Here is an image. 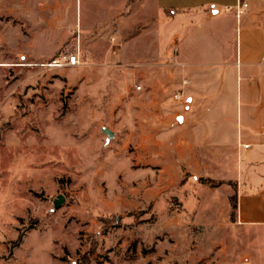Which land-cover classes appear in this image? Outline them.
I'll return each instance as SVG.
<instances>
[{
    "label": "rangeland",
    "instance_id": "374dc122",
    "mask_svg": "<svg viewBox=\"0 0 264 264\" xmlns=\"http://www.w3.org/2000/svg\"><path fill=\"white\" fill-rule=\"evenodd\" d=\"M54 1L0 0V179L18 202L16 213L6 211L14 221L2 230L0 264H224L236 258L234 251L212 250L213 242L228 238L234 200L229 219L212 220L205 212L211 207L199 211L189 186L197 187L199 176L183 171L181 187H163L162 139L154 135L139 149L126 108L140 82L126 75L111 37V59L87 60L91 45L95 54L105 47L84 35L80 24L93 12L83 0H60V11ZM71 53L78 54L77 68L48 66ZM180 94L176 88L164 98L178 103ZM101 127L117 137L107 143ZM94 130L98 140L91 141ZM53 156L59 160L53 163ZM59 196L65 203L57 209ZM14 230L21 241L12 240Z\"/></svg>",
    "mask_w": 264,
    "mask_h": 264
},
{
    "label": "crops",
    "instance_id": "0c3cea01",
    "mask_svg": "<svg viewBox=\"0 0 264 264\" xmlns=\"http://www.w3.org/2000/svg\"><path fill=\"white\" fill-rule=\"evenodd\" d=\"M54 2L57 11L64 9L60 0ZM83 3L93 12L80 24L84 35L98 38L106 49L95 54L91 45L87 60L111 59V37L126 75L143 86L141 92L131 91L126 108L139 149L154 135L162 139L163 187H181L183 171L211 186L217 182L211 188L201 181L189 185L196 190L199 211L211 207L205 212L212 220L229 219L231 200L237 204L227 240L213 242L212 250L234 251L236 258L224 264H264V0H250L245 11L239 0ZM97 28L102 29L98 35ZM176 88L183 92L177 97L181 101L165 100ZM89 138L98 140L97 132ZM58 160L52 157L53 163ZM17 204L12 186L5 189L0 179V250L6 237L2 230L14 221L6 211L16 213ZM20 204L26 206V199ZM220 205L223 213L215 211ZM10 234L21 241L17 230Z\"/></svg>",
    "mask_w": 264,
    "mask_h": 264
},
{
    "label": "built area",
    "instance_id": "2783aa9c",
    "mask_svg": "<svg viewBox=\"0 0 264 264\" xmlns=\"http://www.w3.org/2000/svg\"><path fill=\"white\" fill-rule=\"evenodd\" d=\"M249 2L250 0H239V6H238L239 9L243 11L247 10L249 8ZM48 66L53 68H76L80 66V60L77 53H71V54L62 55L60 57H55L54 59L51 60ZM135 91L137 92L143 91V86L136 85ZM245 148L248 147L245 146Z\"/></svg>",
    "mask_w": 264,
    "mask_h": 264
},
{
    "label": "water",
    "instance_id": "95a60500",
    "mask_svg": "<svg viewBox=\"0 0 264 264\" xmlns=\"http://www.w3.org/2000/svg\"><path fill=\"white\" fill-rule=\"evenodd\" d=\"M103 133L108 135L110 139H112L114 137V134L109 129H104ZM64 203H65V197L59 196L58 199L54 203L55 208H57V209L61 208Z\"/></svg>",
    "mask_w": 264,
    "mask_h": 264
},
{
    "label": "trees",
    "instance_id": "16d2710c",
    "mask_svg": "<svg viewBox=\"0 0 264 264\" xmlns=\"http://www.w3.org/2000/svg\"><path fill=\"white\" fill-rule=\"evenodd\" d=\"M200 181H201L202 183H207V184H210V183H211V181H206V180H204V179H201ZM233 209H234V210L237 209V204H236V203L234 204Z\"/></svg>",
    "mask_w": 264,
    "mask_h": 264
},
{
    "label": "bare ground",
    "instance_id": "6f19581e",
    "mask_svg": "<svg viewBox=\"0 0 264 264\" xmlns=\"http://www.w3.org/2000/svg\"><path fill=\"white\" fill-rule=\"evenodd\" d=\"M50 67V66H49ZM180 118V117H179Z\"/></svg>",
    "mask_w": 264,
    "mask_h": 264
}]
</instances>
